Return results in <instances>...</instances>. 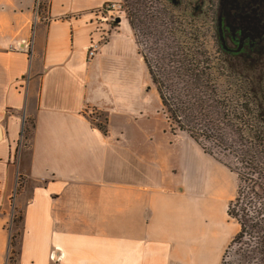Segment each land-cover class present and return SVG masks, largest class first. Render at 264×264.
Masks as SVG:
<instances>
[{"label": "crops", "instance_id": "obj_1", "mask_svg": "<svg viewBox=\"0 0 264 264\" xmlns=\"http://www.w3.org/2000/svg\"><path fill=\"white\" fill-rule=\"evenodd\" d=\"M108 2L122 0H49L31 36L26 25L0 34V264L17 210L16 264H56L54 250L57 264H210L220 229H238L225 220L235 190L220 163L201 150L209 171L181 173L157 144L132 139L125 75L143 60L125 17L87 56L109 30L96 12Z\"/></svg>", "mask_w": 264, "mask_h": 264}, {"label": "trees", "instance_id": "obj_2", "mask_svg": "<svg viewBox=\"0 0 264 264\" xmlns=\"http://www.w3.org/2000/svg\"><path fill=\"white\" fill-rule=\"evenodd\" d=\"M122 1L134 36L139 31L143 39L138 53L170 132H184L204 153L228 159L237 178L226 212L238 231L219 264H264V85L214 43L210 49L203 26L172 8L177 0ZM184 12L197 20L192 9Z\"/></svg>", "mask_w": 264, "mask_h": 264}, {"label": "rangeland", "instance_id": "obj_3", "mask_svg": "<svg viewBox=\"0 0 264 264\" xmlns=\"http://www.w3.org/2000/svg\"><path fill=\"white\" fill-rule=\"evenodd\" d=\"M48 1L0 0V19L3 21L0 20V34H2V37H14L16 27L21 28V25H26L28 35L31 36V27L37 20L45 16ZM121 3L124 10L121 17H125L126 25L130 27L126 15L127 10H129L128 4L126 5L123 1ZM164 3L168 4V1L164 0ZM158 7L162 8V10H159L163 12L164 7ZM172 8L177 12V15L185 17L187 22L191 21L192 23V20H194L195 23L203 26L204 40L210 49L214 43L222 52L234 57L236 61L232 63H236L235 65L238 66V69L246 71L254 78L257 84L260 83L259 86L264 85V0H177ZM186 9H192L196 13L198 22L189 13L184 12L187 11ZM27 11H29L27 15H22V13ZM2 13H10L13 17H10V14L4 15ZM4 22H9L8 26L11 23V27L5 26ZM136 34L135 46L137 47L138 45V51L144 50V46L138 44V41H143L139 31H136ZM224 65L228 68V64L224 63ZM112 81L115 84L119 83V74L114 73V71L112 72ZM125 82L130 84L126 97L129 99L130 106L127 107L125 112L137 119V121L133 120L131 126V131L134 132L131 134L132 139L137 140L146 148L154 147L157 144L161 148L164 159L173 161L181 173L182 168H185L188 164L190 170L193 169V176L206 174L210 167L208 165L209 159L205 158L201 152L202 148L188 135H176L170 132V127L161 110L159 98L151 88L147 67L143 62L138 64L137 56L135 60H131L129 74L125 75ZM103 117L104 114H101L99 120H102ZM135 124H139L140 127H136ZM31 133L32 129L29 123L28 131L25 132L22 139L24 143L31 137ZM188 145H194L193 149L198 152V156L194 150L193 153L188 150ZM208 156L224 167L226 170L223 180L225 186L228 187V190H233L234 188L236 193L237 178L227 168L225 163L229 164L230 161L228 159L221 160L211 155ZM18 182V188H20L22 180L20 179ZM21 219L22 212L17 210L12 222H9L6 229L9 236L7 253V257H10V260H8L9 264H16ZM225 220L226 222L228 221L229 227L232 225L237 227L234 220L229 219L227 216ZM220 230L222 238L219 246L225 244L224 251L238 229L228 228ZM214 254L210 264H219L221 257L217 259L216 253Z\"/></svg>", "mask_w": 264, "mask_h": 264}, {"label": "built area", "instance_id": "obj_4", "mask_svg": "<svg viewBox=\"0 0 264 264\" xmlns=\"http://www.w3.org/2000/svg\"><path fill=\"white\" fill-rule=\"evenodd\" d=\"M103 20L106 21V23L109 26V30L105 31L101 37L93 41L87 51L88 59H92L100 50L101 46L106 42V39L109 35V32L113 29L114 24H116V19L120 18V16L124 13L123 5L122 3L118 2H108L104 4L100 9L96 11ZM59 251H52L50 254V259L54 261L56 264L60 260L62 254L57 253Z\"/></svg>", "mask_w": 264, "mask_h": 264}, {"label": "water", "instance_id": "obj_5", "mask_svg": "<svg viewBox=\"0 0 264 264\" xmlns=\"http://www.w3.org/2000/svg\"><path fill=\"white\" fill-rule=\"evenodd\" d=\"M119 21H120V18H117V19H116V23H118Z\"/></svg>", "mask_w": 264, "mask_h": 264}]
</instances>
